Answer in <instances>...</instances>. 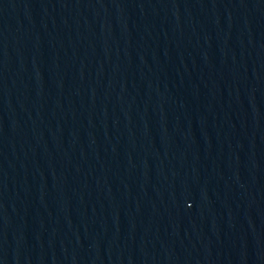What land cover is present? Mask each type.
Listing matches in <instances>:
<instances>
[{"label":"water","instance_id":"obj_1","mask_svg":"<svg viewBox=\"0 0 264 264\" xmlns=\"http://www.w3.org/2000/svg\"><path fill=\"white\" fill-rule=\"evenodd\" d=\"M0 264H264V0H0Z\"/></svg>","mask_w":264,"mask_h":264}]
</instances>
